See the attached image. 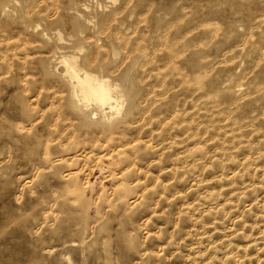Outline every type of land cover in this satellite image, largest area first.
Here are the masks:
<instances>
[{
  "label": "rangeland",
  "instance_id": "obj_1",
  "mask_svg": "<svg viewBox=\"0 0 264 264\" xmlns=\"http://www.w3.org/2000/svg\"><path fill=\"white\" fill-rule=\"evenodd\" d=\"M0 264H264V0H0Z\"/></svg>",
  "mask_w": 264,
  "mask_h": 264
},
{
  "label": "bare ground",
  "instance_id": "obj_2",
  "mask_svg": "<svg viewBox=\"0 0 264 264\" xmlns=\"http://www.w3.org/2000/svg\"><path fill=\"white\" fill-rule=\"evenodd\" d=\"M66 63V77L71 81L78 97L83 102L94 104L99 109L114 106L109 80L83 68L75 56Z\"/></svg>",
  "mask_w": 264,
  "mask_h": 264
},
{
  "label": "clouds",
  "instance_id": "obj_3",
  "mask_svg": "<svg viewBox=\"0 0 264 264\" xmlns=\"http://www.w3.org/2000/svg\"><path fill=\"white\" fill-rule=\"evenodd\" d=\"M14 2V0H13ZM11 9V4L6 5L4 7V11L8 12ZM103 79H108L109 80V86L111 88V95L114 98V106H113V110L109 111L107 106L105 107V114H101L100 111L96 112V111H92L91 113V119H96L99 116H103V119L106 123L108 124H114L117 121H122L126 114L128 113V109H129V104H130V99L128 96V93L125 91L123 85L121 83H119L118 81L112 80L110 77H108L107 75H105L104 77H102ZM119 102V106L115 107V103ZM85 111H90L91 110V106L87 107L84 109Z\"/></svg>",
  "mask_w": 264,
  "mask_h": 264
}]
</instances>
